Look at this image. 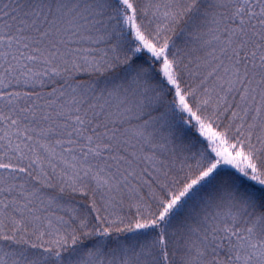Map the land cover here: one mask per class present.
<instances>
[{"label": "snow or ice", "instance_id": "snow-or-ice-1", "mask_svg": "<svg viewBox=\"0 0 264 264\" xmlns=\"http://www.w3.org/2000/svg\"><path fill=\"white\" fill-rule=\"evenodd\" d=\"M0 264H264V0H0Z\"/></svg>", "mask_w": 264, "mask_h": 264}]
</instances>
